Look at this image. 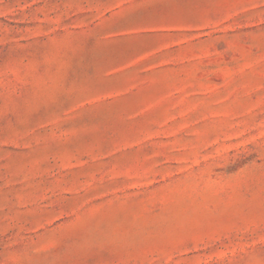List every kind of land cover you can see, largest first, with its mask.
Segmentation results:
<instances>
[{
    "label": "rangeland",
    "instance_id": "obj_1",
    "mask_svg": "<svg viewBox=\"0 0 264 264\" xmlns=\"http://www.w3.org/2000/svg\"><path fill=\"white\" fill-rule=\"evenodd\" d=\"M0 264H264V0H0Z\"/></svg>",
    "mask_w": 264,
    "mask_h": 264
}]
</instances>
